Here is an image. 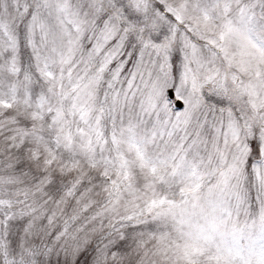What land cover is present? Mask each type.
<instances>
[{"label": "snow or ice", "instance_id": "1", "mask_svg": "<svg viewBox=\"0 0 264 264\" xmlns=\"http://www.w3.org/2000/svg\"><path fill=\"white\" fill-rule=\"evenodd\" d=\"M0 264H264V0H0Z\"/></svg>", "mask_w": 264, "mask_h": 264}]
</instances>
